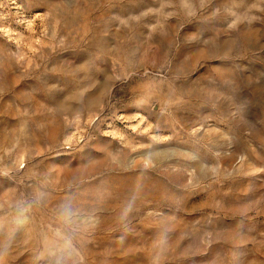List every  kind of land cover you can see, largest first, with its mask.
Returning <instances> with one entry per match:
<instances>
[{
	"label": "rangeland",
	"instance_id": "1",
	"mask_svg": "<svg viewBox=\"0 0 264 264\" xmlns=\"http://www.w3.org/2000/svg\"><path fill=\"white\" fill-rule=\"evenodd\" d=\"M0 264H264V0H0Z\"/></svg>",
	"mask_w": 264,
	"mask_h": 264
}]
</instances>
